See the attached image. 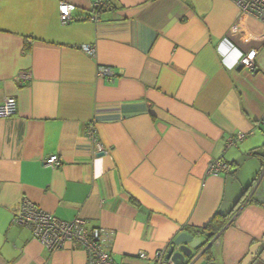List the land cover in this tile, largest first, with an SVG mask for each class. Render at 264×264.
I'll return each instance as SVG.
<instances>
[{"label":"crops","instance_id":"obj_1","mask_svg":"<svg viewBox=\"0 0 264 264\" xmlns=\"http://www.w3.org/2000/svg\"><path fill=\"white\" fill-rule=\"evenodd\" d=\"M98 1L0 0V104L17 101L0 119V264H87L13 222L23 199L106 230L116 264H154L183 233L201 240L184 264H242L264 238V24L231 0H112L94 23ZM251 50L254 70L240 65ZM213 160L231 171L208 176Z\"/></svg>","mask_w":264,"mask_h":264},{"label":"built area","instance_id":"obj_2","mask_svg":"<svg viewBox=\"0 0 264 264\" xmlns=\"http://www.w3.org/2000/svg\"><path fill=\"white\" fill-rule=\"evenodd\" d=\"M247 16L257 19L264 24V0H231ZM76 7L71 4L61 3L60 5V21L63 25H69L73 22V13ZM113 9L112 0H102L96 2L90 9L89 19L94 23L100 21V14L103 11ZM84 52L92 58L96 56V48L94 46H83ZM257 50H251L240 58V65L244 68L254 70L256 66ZM98 78L111 81L112 72L110 68L100 67L97 73ZM21 82H27L31 79L30 73H22L19 78ZM17 112V101L10 97L0 104V119H7L15 115ZM264 123V120H263ZM93 136L92 131L89 133ZM243 135L232 138L228 141V146L236 145L242 141ZM44 165L50 168L60 166L58 156H51ZM231 171L229 163L223 160H213L207 168V175L219 176ZM264 172V169H263ZM259 183V182H258ZM257 183V184H258ZM254 189V188H253ZM254 191V190H253ZM252 191V192H253ZM251 200V196L247 198L246 203ZM13 222L30 230L32 235L41 242L48 252H55L64 248L66 243L73 242L82 247L88 256L87 264H116L110 253L105 247L108 232L104 229H90L87 220L76 218L73 221H62L55 216L40 209L27 199H23L19 208L16 210ZM142 260L147 259L145 253L139 254ZM154 264H174L167 259L165 251L156 253L153 259Z\"/></svg>","mask_w":264,"mask_h":264},{"label":"water","instance_id":"obj_3","mask_svg":"<svg viewBox=\"0 0 264 264\" xmlns=\"http://www.w3.org/2000/svg\"><path fill=\"white\" fill-rule=\"evenodd\" d=\"M263 242L264 238L262 242H258L250 248L242 264H250L256 258ZM200 244L201 240L199 238H193L191 235L183 233L175 239L168 251L167 259L171 260L174 264H184L186 258L193 256V249L199 247Z\"/></svg>","mask_w":264,"mask_h":264},{"label":"trees","instance_id":"obj_4","mask_svg":"<svg viewBox=\"0 0 264 264\" xmlns=\"http://www.w3.org/2000/svg\"><path fill=\"white\" fill-rule=\"evenodd\" d=\"M90 11L88 14L87 19H89ZM229 217L222 216V215H216L214 220L205 228V230L210 234V238L216 237L220 231L224 229V227L229 223ZM201 231V230H200Z\"/></svg>","mask_w":264,"mask_h":264}]
</instances>
